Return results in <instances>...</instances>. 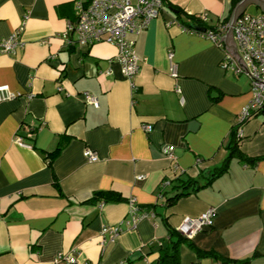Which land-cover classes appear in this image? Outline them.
<instances>
[{
  "label": "crops",
  "instance_id": "1",
  "mask_svg": "<svg viewBox=\"0 0 264 264\" xmlns=\"http://www.w3.org/2000/svg\"><path fill=\"white\" fill-rule=\"evenodd\" d=\"M244 1L164 0L129 37L141 65L129 81L115 45L68 35L75 0H0V41L23 29L25 42L0 55V87L17 95L0 98V264H70L60 254L73 264H157L170 231L211 210L214 225L180 245V264H222L197 251L264 264V115L241 123L253 95L250 77L226 61L229 29L216 42L180 22L231 26ZM262 13L251 3L237 20ZM232 148L228 171L211 179ZM133 207L147 215L136 227Z\"/></svg>",
  "mask_w": 264,
  "mask_h": 264
},
{
  "label": "built area",
  "instance_id": "2",
  "mask_svg": "<svg viewBox=\"0 0 264 264\" xmlns=\"http://www.w3.org/2000/svg\"><path fill=\"white\" fill-rule=\"evenodd\" d=\"M163 0H75L77 20L71 23L68 29V35L75 37L77 43L82 46H93L97 43L106 42L116 46V60L120 63L124 76L133 81L140 72V59L135 52V42L129 39L132 35H139L147 29L150 23L160 16L163 9ZM230 25L219 26L215 30L207 32V37L214 41H219L224 31L229 29ZM235 31L238 52L241 60L245 64L250 77L251 91L253 98L242 112L241 123L248 121L257 115H264V13L259 15H244L240 17L235 25L231 27ZM23 29L16 31L11 37L0 41V55L13 53L25 47L22 39ZM172 72L175 73L174 54L170 52ZM227 63L240 68L244 71L237 60L229 55ZM226 64L228 67L229 65ZM257 80H254L252 76ZM259 81V82H258ZM261 82V83H260ZM17 95L10 92L8 86L0 87L1 99H14ZM86 101L90 104L99 106L97 99L86 94ZM147 132H151L153 127L148 125L144 127ZM241 136L243 132L240 130ZM21 145H24L22 138H18ZM174 148H166L167 154L173 158ZM85 157L90 162L98 161L97 155L87 150ZM142 179V177H140ZM137 209L132 208L130 212V222L134 227L147 217L146 214H137ZM214 211L199 217H185L180 225L178 232L188 240H191L197 233L212 227L214 225ZM110 233L113 238L120 233L119 228H105L103 234ZM60 259H65L73 264L68 255H59Z\"/></svg>",
  "mask_w": 264,
  "mask_h": 264
},
{
  "label": "trees",
  "instance_id": "3",
  "mask_svg": "<svg viewBox=\"0 0 264 264\" xmlns=\"http://www.w3.org/2000/svg\"><path fill=\"white\" fill-rule=\"evenodd\" d=\"M180 22L185 27V29H187L189 31H193L194 33H198V34L201 33L202 35H207L208 31L215 30V28H205L203 26V22L201 23V20L195 19V17H192L189 21H182L180 19ZM201 28H204L205 31L200 30ZM202 32H204V33H202ZM236 139H237L236 140L237 143H239L240 138H238V133L236 135ZM235 151H236L235 148H232V152H231L230 156L227 158V160L224 162V164L221 167L215 169L211 173V179L217 178L218 176H221L228 171L230 159L235 155V153H236ZM210 182H211V180H210ZM188 183L191 184L192 182L188 181ZM192 186H194L195 189L202 188L201 186H198V185L196 186L195 183ZM180 195H183V194H179V195L173 197L172 199L168 200V205H170L171 202H175ZM106 197L109 198V196H106ZM170 235H172L171 236L172 238L170 239L169 246L165 250L161 251V254H160V257H159L157 264H180V262H179V260H180V258H179L180 245L182 243L191 245V242H190L191 240L186 239L179 232L172 230V231H170ZM173 236L176 237V239H174ZM197 253H198L199 257L214 256V258L220 260L222 264H250V261H247V260L246 261H233L230 259H223V258H221L217 255H213V254L212 255L204 254L200 251H197Z\"/></svg>",
  "mask_w": 264,
  "mask_h": 264
},
{
  "label": "water",
  "instance_id": "4",
  "mask_svg": "<svg viewBox=\"0 0 264 264\" xmlns=\"http://www.w3.org/2000/svg\"><path fill=\"white\" fill-rule=\"evenodd\" d=\"M254 3L261 7L264 12V0H245L241 5H239L234 13L233 19L231 21V27L235 25L237 18L243 13V11L249 6V4ZM231 27L228 30V33L225 37L222 38L221 42H225L227 44L226 50L240 63V67L246 72H248L245 64L241 60L238 49L236 48L235 42L233 40V34ZM205 31V29H200ZM252 76V75H251ZM252 78L256 80L253 76ZM257 81V80H256ZM259 82V81H258ZM261 83V82H260Z\"/></svg>",
  "mask_w": 264,
  "mask_h": 264
}]
</instances>
